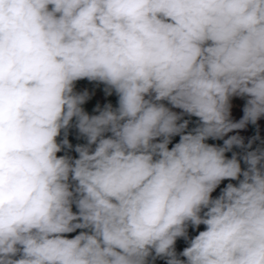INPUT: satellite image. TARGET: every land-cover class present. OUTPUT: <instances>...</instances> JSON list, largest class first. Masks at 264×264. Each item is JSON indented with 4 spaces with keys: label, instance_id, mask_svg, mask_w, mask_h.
<instances>
[{
    "label": "clouds",
    "instance_id": "obj_1",
    "mask_svg": "<svg viewBox=\"0 0 264 264\" xmlns=\"http://www.w3.org/2000/svg\"><path fill=\"white\" fill-rule=\"evenodd\" d=\"M262 121L264 0H0V264H264Z\"/></svg>",
    "mask_w": 264,
    "mask_h": 264
},
{
    "label": "crops",
    "instance_id": "obj_2",
    "mask_svg": "<svg viewBox=\"0 0 264 264\" xmlns=\"http://www.w3.org/2000/svg\"><path fill=\"white\" fill-rule=\"evenodd\" d=\"M85 89H87L90 94H94L92 96V99L85 105V109L87 111H90L95 106V104H97L100 101H102L103 99L107 98L103 95V86L102 85L98 86L95 83H91L87 80L78 81L77 82V90L83 91ZM234 105L237 107L242 106V102L239 100L234 101ZM235 115L239 116V115H241V113L239 111H236ZM261 123H262V135H264V121H262ZM243 134L246 136L251 134V129H249L248 132H245ZM70 140L73 144L77 143V141L72 137H70ZM200 230H203V226H201ZM195 234L196 233L192 232L190 229V235H195ZM185 246H186V244L183 241H178V245H177L178 250H182V248ZM157 264H163V262L158 261Z\"/></svg>",
    "mask_w": 264,
    "mask_h": 264
},
{
    "label": "built area",
    "instance_id": "obj_3",
    "mask_svg": "<svg viewBox=\"0 0 264 264\" xmlns=\"http://www.w3.org/2000/svg\"><path fill=\"white\" fill-rule=\"evenodd\" d=\"M108 102H111L115 106V102H116L115 96L114 97L111 96V97H109L107 99H104L101 102H99V104H101V106H103L104 103H108ZM89 113L91 114V111H89Z\"/></svg>",
    "mask_w": 264,
    "mask_h": 264
},
{
    "label": "rangeland",
    "instance_id": "obj_4",
    "mask_svg": "<svg viewBox=\"0 0 264 264\" xmlns=\"http://www.w3.org/2000/svg\"><path fill=\"white\" fill-rule=\"evenodd\" d=\"M113 97H114V95H113ZM107 98H109V97H107ZM107 98H105V99H107ZM103 100H104V99H103ZM100 102H101V101H100ZM91 110H92V109H91ZM91 110H90V111H91Z\"/></svg>",
    "mask_w": 264,
    "mask_h": 264
}]
</instances>
